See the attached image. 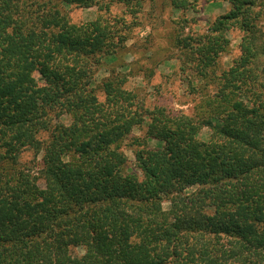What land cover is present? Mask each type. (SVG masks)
Masks as SVG:
<instances>
[{"label":"trees","instance_id":"16d2710c","mask_svg":"<svg viewBox=\"0 0 264 264\" xmlns=\"http://www.w3.org/2000/svg\"><path fill=\"white\" fill-rule=\"evenodd\" d=\"M113 1L121 17L76 25L64 8L95 0H0V264H264V94L249 67L264 56L257 0H221L231 9L207 35L179 41L189 85L207 91L193 115L146 109L126 88L129 71L110 67L93 85L143 0ZM236 25L242 56L218 75ZM51 114L71 123L43 140ZM143 128L130 167L122 143ZM37 148L38 171L19 169L18 155Z\"/></svg>","mask_w":264,"mask_h":264},{"label":"rangeland","instance_id":"374dc122","mask_svg":"<svg viewBox=\"0 0 264 264\" xmlns=\"http://www.w3.org/2000/svg\"><path fill=\"white\" fill-rule=\"evenodd\" d=\"M230 9L231 5L221 0H189L186 8L178 10L172 7L171 0H143L140 14L136 18L127 17L129 22L136 19V26L124 50L119 53L117 61L103 66L102 69L97 68L93 85L100 86L104 79L111 76L110 67L118 68V73L126 74L129 71L132 77L129 78L126 88L137 93L146 109L165 107L169 111L193 115L195 106L200 103L207 91L201 92L199 88L194 89L189 85V77L193 76L181 70L184 58L179 41L187 37L207 35L211 27ZM124 13V5L113 0H95V6L91 8L71 6L64 8L63 12L69 21L76 25L95 21L100 16L121 17ZM252 16V23L255 25L252 31H256L254 49L258 53L259 49L264 47V0L256 1ZM256 16L257 20L254 19ZM227 36L230 48L218 60V75L229 70L234 62L241 58L245 44L243 38L246 33L238 25L231 28ZM119 65L126 67L120 68ZM249 67L254 70L257 77V85L253 92L264 94V56H257ZM36 79L39 86L45 87L43 79L38 76ZM210 90L213 91V88ZM98 96L104 100L102 92H99ZM51 117L53 126L49 133L41 136L43 140L52 137L58 128L69 126L71 123L68 115L51 114ZM145 132L146 128L136 129L132 138L122 143V150L128 158L130 167L134 166L135 150L139 147L137 144L133 145V141L136 138L144 141ZM203 135V138H206L208 130H204ZM148 145L154 148L157 142L149 141ZM37 150L38 148L22 151L18 155L16 166L22 170L38 171L41 156L37 155ZM40 186H43V182H40ZM14 193L24 194L17 189H8L9 195ZM163 208L168 211L170 204L164 201ZM75 253L84 254L83 249H77Z\"/></svg>","mask_w":264,"mask_h":264}]
</instances>
